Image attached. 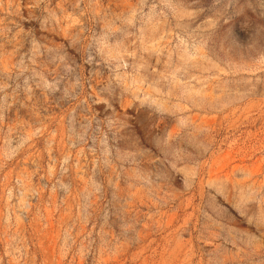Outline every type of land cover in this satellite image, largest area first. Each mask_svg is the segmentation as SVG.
I'll return each mask as SVG.
<instances>
[{
    "label": "rangeland",
    "instance_id": "1",
    "mask_svg": "<svg viewBox=\"0 0 264 264\" xmlns=\"http://www.w3.org/2000/svg\"><path fill=\"white\" fill-rule=\"evenodd\" d=\"M0 264H264V0H0Z\"/></svg>",
    "mask_w": 264,
    "mask_h": 264
}]
</instances>
